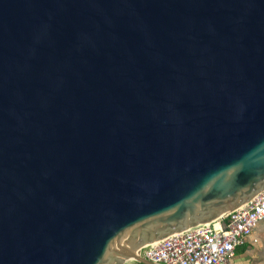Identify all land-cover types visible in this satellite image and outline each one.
<instances>
[{
  "label": "water",
  "instance_id": "1",
  "mask_svg": "<svg viewBox=\"0 0 264 264\" xmlns=\"http://www.w3.org/2000/svg\"><path fill=\"white\" fill-rule=\"evenodd\" d=\"M264 189V0H0V264H152Z\"/></svg>",
  "mask_w": 264,
  "mask_h": 264
},
{
  "label": "built area",
  "instance_id": "2",
  "mask_svg": "<svg viewBox=\"0 0 264 264\" xmlns=\"http://www.w3.org/2000/svg\"><path fill=\"white\" fill-rule=\"evenodd\" d=\"M264 219V189L218 218L144 244L140 252L161 264H230L237 246Z\"/></svg>",
  "mask_w": 264,
  "mask_h": 264
},
{
  "label": "crops",
  "instance_id": "3",
  "mask_svg": "<svg viewBox=\"0 0 264 264\" xmlns=\"http://www.w3.org/2000/svg\"><path fill=\"white\" fill-rule=\"evenodd\" d=\"M127 264H145L129 259ZM152 264H161L152 261ZM230 264H264V219L257 222L243 244L237 246Z\"/></svg>",
  "mask_w": 264,
  "mask_h": 264
}]
</instances>
